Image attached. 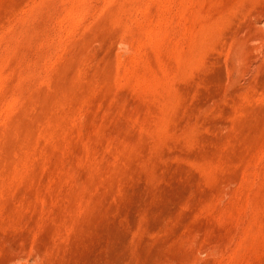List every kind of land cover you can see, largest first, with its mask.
I'll use <instances>...</instances> for the list:
<instances>
[{
  "label": "rangeland",
  "instance_id": "rangeland-1",
  "mask_svg": "<svg viewBox=\"0 0 264 264\" xmlns=\"http://www.w3.org/2000/svg\"><path fill=\"white\" fill-rule=\"evenodd\" d=\"M0 264H264V0H0Z\"/></svg>",
  "mask_w": 264,
  "mask_h": 264
}]
</instances>
